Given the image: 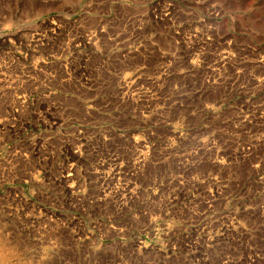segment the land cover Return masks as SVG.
<instances>
[{
    "label": "rangeland",
    "instance_id": "rangeland-1",
    "mask_svg": "<svg viewBox=\"0 0 264 264\" xmlns=\"http://www.w3.org/2000/svg\"><path fill=\"white\" fill-rule=\"evenodd\" d=\"M0 264H264V0H0Z\"/></svg>",
    "mask_w": 264,
    "mask_h": 264
},
{
    "label": "bare ground",
    "instance_id": "bare-ground-1",
    "mask_svg": "<svg viewBox=\"0 0 264 264\" xmlns=\"http://www.w3.org/2000/svg\"><path fill=\"white\" fill-rule=\"evenodd\" d=\"M0 257L2 258V260L7 258L6 255H3V254H1Z\"/></svg>",
    "mask_w": 264,
    "mask_h": 264
}]
</instances>
